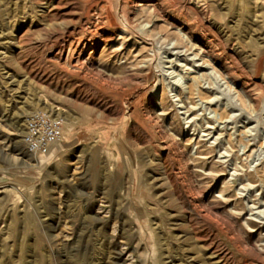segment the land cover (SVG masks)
I'll return each instance as SVG.
<instances>
[{
	"label": "rangeland",
	"instance_id": "374dc122",
	"mask_svg": "<svg viewBox=\"0 0 264 264\" xmlns=\"http://www.w3.org/2000/svg\"><path fill=\"white\" fill-rule=\"evenodd\" d=\"M0 264H264V0H0Z\"/></svg>",
	"mask_w": 264,
	"mask_h": 264
},
{
	"label": "built area",
	"instance_id": "2783aa9c",
	"mask_svg": "<svg viewBox=\"0 0 264 264\" xmlns=\"http://www.w3.org/2000/svg\"><path fill=\"white\" fill-rule=\"evenodd\" d=\"M22 144L26 155L46 153L63 136V120L48 111L28 114L23 126Z\"/></svg>",
	"mask_w": 264,
	"mask_h": 264
},
{
	"label": "bare ground",
	"instance_id": "6f19581e",
	"mask_svg": "<svg viewBox=\"0 0 264 264\" xmlns=\"http://www.w3.org/2000/svg\"><path fill=\"white\" fill-rule=\"evenodd\" d=\"M40 102V100H37V103H39ZM42 109H49V111L48 112H50V111H53V112H55L54 113V116H57V117H60V115H61V111H59V109H53L52 107L50 108V106H48L46 103H43V106L41 107ZM51 113V112H50ZM53 114V113H52ZM62 120H64V123L67 125V126H72V125H74L76 122H78V120L76 119V118H73L71 115H69V114H64V117H63V119ZM157 244V243H156Z\"/></svg>",
	"mask_w": 264,
	"mask_h": 264
}]
</instances>
